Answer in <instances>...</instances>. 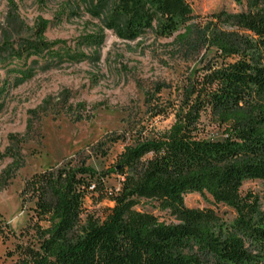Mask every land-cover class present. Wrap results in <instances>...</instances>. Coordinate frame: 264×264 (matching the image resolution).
Instances as JSON below:
<instances>
[{
  "label": "trees",
  "instance_id": "1",
  "mask_svg": "<svg viewBox=\"0 0 264 264\" xmlns=\"http://www.w3.org/2000/svg\"><path fill=\"white\" fill-rule=\"evenodd\" d=\"M96 2L107 8L117 36L134 39L151 30L172 37L171 55L199 57L200 66L182 77L175 99L154 104L153 116H173L167 128L137 130L106 171L67 161L26 178L20 198L33 203L27 223L15 233L0 220V241L15 239L6 255L12 264H264V206L240 191L246 179H264V0L206 15L185 0ZM50 23L42 19L32 39L6 36L0 63L9 58L8 64L25 65L32 56L49 64L66 56L83 60V46L103 41L96 32L80 36L73 48L50 41L44 36ZM8 71L17 73V82L33 75L31 67ZM15 84L0 82V107ZM162 86L146 92L149 106ZM209 128L222 137L213 139ZM125 140L124 133L108 137ZM11 156L0 190L23 165L19 154ZM110 173L117 187L105 186ZM192 192L234 215L227 220L213 208L187 206L184 195ZM87 196L111 204L97 214L84 206ZM140 199L172 220L136 209Z\"/></svg>",
  "mask_w": 264,
  "mask_h": 264
},
{
  "label": "rangeland",
  "instance_id": "2",
  "mask_svg": "<svg viewBox=\"0 0 264 264\" xmlns=\"http://www.w3.org/2000/svg\"><path fill=\"white\" fill-rule=\"evenodd\" d=\"M194 13L209 14L220 9L239 11L245 0H185ZM107 8L96 0H0V53L8 36L11 42L32 39L42 19L50 20L44 36L50 41L63 40L73 48L80 36L102 34L98 45L83 46V60L66 56L53 64L42 57H30L26 64L0 63V82L15 84L17 73L11 68L31 67L33 75L9 88L0 107V172L17 153L23 165L8 185L0 190V220L15 233L27 223L32 202L21 203L24 180L32 173L71 161L85 160L98 172L106 171L137 130L150 124L165 129L173 116H153L154 104L164 105L175 99V90L183 76L191 75L200 66L199 57L185 59L171 55L172 37H162L148 30L134 39L117 36L108 26ZM7 66H6V65ZM16 66V67H15ZM162 86L149 106L146 92ZM124 133L125 141L108 142L111 135ZM13 135H16L14 137ZM209 136L221 138L216 128ZM13 136V137H12ZM105 186H118V177L110 173ZM242 195H256L264 206V179H246L241 183ZM184 203L193 208L210 207L230 220L234 211L223 204H214L210 196L196 192L184 195ZM111 202L95 203L85 197L84 206L101 213ZM136 209L155 213L170 222L165 212L140 199ZM15 239L0 241V264H12L6 251Z\"/></svg>",
  "mask_w": 264,
  "mask_h": 264
}]
</instances>
